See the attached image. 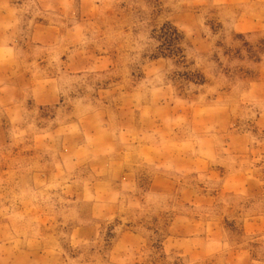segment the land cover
I'll return each mask as SVG.
<instances>
[{
	"label": "rangeland",
	"instance_id": "374dc122",
	"mask_svg": "<svg viewBox=\"0 0 264 264\" xmlns=\"http://www.w3.org/2000/svg\"><path fill=\"white\" fill-rule=\"evenodd\" d=\"M0 264H264V0H0Z\"/></svg>",
	"mask_w": 264,
	"mask_h": 264
},
{
	"label": "trees",
	"instance_id": "16d2710c",
	"mask_svg": "<svg viewBox=\"0 0 264 264\" xmlns=\"http://www.w3.org/2000/svg\"><path fill=\"white\" fill-rule=\"evenodd\" d=\"M159 41L161 42L162 53L168 52L176 55L183 53V49L180 46L183 36L182 34L170 24L164 25L159 32ZM181 56V55H180ZM182 57V56H181ZM198 84H204L205 79L201 76V79L197 82Z\"/></svg>",
	"mask_w": 264,
	"mask_h": 264
}]
</instances>
